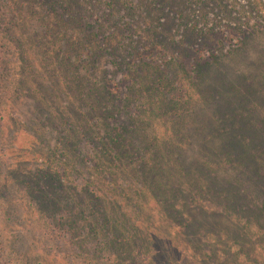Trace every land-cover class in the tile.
Masks as SVG:
<instances>
[{
	"label": "trees",
	"instance_id": "1",
	"mask_svg": "<svg viewBox=\"0 0 264 264\" xmlns=\"http://www.w3.org/2000/svg\"><path fill=\"white\" fill-rule=\"evenodd\" d=\"M179 1L0 0V264H264L259 102L205 110L223 58L175 54L213 29Z\"/></svg>",
	"mask_w": 264,
	"mask_h": 264
},
{
	"label": "rangeland",
	"instance_id": "2",
	"mask_svg": "<svg viewBox=\"0 0 264 264\" xmlns=\"http://www.w3.org/2000/svg\"><path fill=\"white\" fill-rule=\"evenodd\" d=\"M190 1L189 4L186 0H180V8L177 7L176 3L172 5L170 7L172 14H169V17H174L175 22H179L181 20L180 14L183 16L192 13L200 15L207 12V22L199 19L198 28H204L207 25L213 29L210 35L202 37L198 35V39L195 41L192 40L190 33L175 54L183 56L190 67L198 61L202 63L214 62L216 61L214 56L223 58L222 61L219 60L214 63V67L207 76L208 80L205 82L207 95H212L211 101L219 98V102L217 100V102L212 103L211 107L204 105L205 110H211V117L220 120L222 113L227 111L225 103L221 102L227 94L222 92L223 88L228 85L229 87H237L240 90L237 98L240 100L241 98L254 99L259 102L255 103L257 115L251 111V105L247 104V107L250 108L249 112L255 117L262 118L264 128V0H225L221 5L213 0H205L204 3L196 0ZM225 5L232 10L230 15L224 13ZM166 19L168 18H164V25ZM198 28L195 30L197 31ZM172 32L177 40L182 38L181 30L177 31L174 27ZM185 51L188 53L185 54ZM112 69L114 68L112 67ZM252 118L251 115L248 118L245 117V120ZM227 126L230 129L233 127L230 123ZM25 142L26 137L20 134L17 145L23 146ZM215 142L216 146L223 147L224 141L221 136ZM225 175L226 172L222 173L221 176ZM234 201L238 200L234 198ZM195 211L197 210L195 209ZM197 214L199 223H206L210 226L209 234L217 235L219 240L226 230L232 234L237 232V226L226 215L204 213V211L203 213L199 211ZM195 238L192 233H189L187 238L184 237V240H195ZM199 239L208 240L205 236ZM25 240L28 239L25 238ZM156 240L164 239L157 238Z\"/></svg>",
	"mask_w": 264,
	"mask_h": 264
}]
</instances>
